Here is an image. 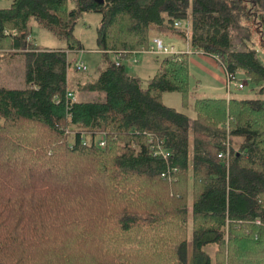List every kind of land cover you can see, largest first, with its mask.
<instances>
[{
	"label": "trees",
	"instance_id": "1",
	"mask_svg": "<svg viewBox=\"0 0 264 264\" xmlns=\"http://www.w3.org/2000/svg\"><path fill=\"white\" fill-rule=\"evenodd\" d=\"M87 10L101 14V60L73 100L67 50L84 47ZM260 12L264 0H0V54L27 64L24 87L0 85V264H264ZM33 21L66 46L34 43ZM155 37L212 56L231 81L243 72L257 97L190 104V52L176 45L153 53L145 86L123 62Z\"/></svg>",
	"mask_w": 264,
	"mask_h": 264
},
{
	"label": "rangeland",
	"instance_id": "2",
	"mask_svg": "<svg viewBox=\"0 0 264 264\" xmlns=\"http://www.w3.org/2000/svg\"><path fill=\"white\" fill-rule=\"evenodd\" d=\"M89 0H85V5H88ZM4 2L2 5H7ZM101 20V14L96 11L87 10L84 11L80 17L79 22L75 27V34L81 40L84 47L78 49H85L83 53L78 54L76 52L69 53V59L71 63L68 68V76L70 80V88L75 90L73 92L75 99H81L82 91L75 86L73 82L74 78L81 75H87L96 69L97 65L101 60V53L97 49L96 35L97 28ZM260 22V33L259 37L256 38V44L258 49L259 57L264 64V12H260L257 17ZM256 33V35H257ZM157 36V35H154ZM32 40L40 47L57 48L66 46V41L56 38L48 30L39 26L35 21L32 23ZM162 38V37H160ZM163 39V38H162ZM167 44H174L179 48V42H183V47L186 51H189V62H190V104L197 97H237V98H256V92L254 88L256 85L250 81L247 82L244 88H238V83L247 81L248 78L243 72L237 74V79L229 81V78L220 65V63L212 56L205 55L202 53H196L188 50L186 42L177 39H166ZM179 39V38H178ZM76 49H70L75 51ZM83 61L88 71L77 70V62ZM139 59V63H134V59ZM133 57L129 60H124V64L129 74L133 76H139L144 85L146 86L150 78L155 74L158 62L156 56L153 53H142L138 56ZM26 70L27 64L25 57L21 55L17 56H3L0 54V85L7 87H24L26 84ZM97 93H89L87 98L96 96ZM163 102L167 106L175 107L177 110L187 113L190 117H195V112L190 108L186 107L182 95L179 92H166L163 95ZM240 138L234 139V145L237 149ZM191 241V240H190ZM214 248L211 247V252ZM192 242L188 245V252L186 253V259L189 263L192 262Z\"/></svg>",
	"mask_w": 264,
	"mask_h": 264
},
{
	"label": "built area",
	"instance_id": "3",
	"mask_svg": "<svg viewBox=\"0 0 264 264\" xmlns=\"http://www.w3.org/2000/svg\"><path fill=\"white\" fill-rule=\"evenodd\" d=\"M181 24H182L181 22L176 23V25H178V26ZM3 33L6 35L13 34L14 36H20L21 35V32H19L17 30H10V29H4ZM28 38L30 39L31 36ZM84 50L85 49H76L75 51L67 50V54L69 55V53H71V52H76L78 54H81L84 52ZM150 52L156 53V54L174 55V54H178L180 51L176 48V46L174 44H167L164 39H162L160 37H155V38H153V40L151 42ZM76 62H77V70H79V71L88 70L87 65L83 61L77 60ZM134 62H137V60L134 59ZM229 81L231 82V80H229ZM248 81L249 80L242 81V82L238 83L237 87L238 88H244ZM67 97H69L73 100H76L74 97V94L71 90H69V92L67 93ZM100 144L104 145V141L102 140L100 142Z\"/></svg>",
	"mask_w": 264,
	"mask_h": 264
},
{
	"label": "crops",
	"instance_id": "4",
	"mask_svg": "<svg viewBox=\"0 0 264 264\" xmlns=\"http://www.w3.org/2000/svg\"><path fill=\"white\" fill-rule=\"evenodd\" d=\"M180 46H179V49H184L183 47V42H179ZM142 53H148V52H142ZM142 53H139V54H142ZM138 55H136L135 57L137 58ZM134 63H139V59L137 58V62H134Z\"/></svg>",
	"mask_w": 264,
	"mask_h": 264
},
{
	"label": "water",
	"instance_id": "5",
	"mask_svg": "<svg viewBox=\"0 0 264 264\" xmlns=\"http://www.w3.org/2000/svg\"><path fill=\"white\" fill-rule=\"evenodd\" d=\"M93 1L100 3V4H103L105 2V0H93Z\"/></svg>",
	"mask_w": 264,
	"mask_h": 264
}]
</instances>
